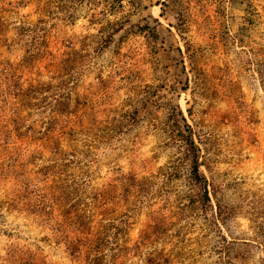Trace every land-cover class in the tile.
I'll use <instances>...</instances> for the list:
<instances>
[{
  "label": "rangeland",
  "instance_id": "1",
  "mask_svg": "<svg viewBox=\"0 0 264 264\" xmlns=\"http://www.w3.org/2000/svg\"><path fill=\"white\" fill-rule=\"evenodd\" d=\"M0 264H264V0H0Z\"/></svg>",
  "mask_w": 264,
  "mask_h": 264
},
{
  "label": "trees",
  "instance_id": "2",
  "mask_svg": "<svg viewBox=\"0 0 264 264\" xmlns=\"http://www.w3.org/2000/svg\"><path fill=\"white\" fill-rule=\"evenodd\" d=\"M177 115L180 116L181 121L184 122V128H185L184 131L181 129V126H179L178 124L177 125L181 131V134H183L184 142L187 148L186 150L187 157L191 162V170H190L191 180L201 190L200 201L203 204H210L211 199L208 190V181L200 171L202 165L200 163V148L197 146V144L193 139L192 129L186 123V119L184 118L183 113L179 110Z\"/></svg>",
  "mask_w": 264,
  "mask_h": 264
},
{
  "label": "bare ground",
  "instance_id": "3",
  "mask_svg": "<svg viewBox=\"0 0 264 264\" xmlns=\"http://www.w3.org/2000/svg\"><path fill=\"white\" fill-rule=\"evenodd\" d=\"M156 11H158V8L156 9Z\"/></svg>",
  "mask_w": 264,
  "mask_h": 264
}]
</instances>
